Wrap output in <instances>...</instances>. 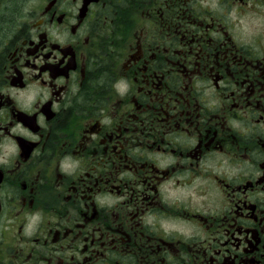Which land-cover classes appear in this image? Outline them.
<instances>
[{"label": "flooded vegetation", "instance_id": "1", "mask_svg": "<svg viewBox=\"0 0 264 264\" xmlns=\"http://www.w3.org/2000/svg\"><path fill=\"white\" fill-rule=\"evenodd\" d=\"M0 264H264V0H0Z\"/></svg>", "mask_w": 264, "mask_h": 264}]
</instances>
